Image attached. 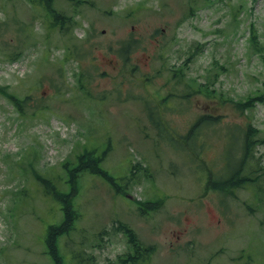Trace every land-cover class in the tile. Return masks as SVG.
<instances>
[{"label":"rangeland","instance_id":"rangeland-1","mask_svg":"<svg viewBox=\"0 0 264 264\" xmlns=\"http://www.w3.org/2000/svg\"><path fill=\"white\" fill-rule=\"evenodd\" d=\"M52 7L62 21L0 0V264H125L128 251L150 254L133 264H264V101L234 106L264 93V0ZM84 151L69 179L62 162ZM68 179L77 218L56 261L45 236L62 205L45 184Z\"/></svg>","mask_w":264,"mask_h":264},{"label":"trees","instance_id":"trees-1","mask_svg":"<svg viewBox=\"0 0 264 264\" xmlns=\"http://www.w3.org/2000/svg\"><path fill=\"white\" fill-rule=\"evenodd\" d=\"M29 1L31 3H37V4H41L42 6H44V8L46 9L45 10L46 13L48 15L52 16L51 19L54 22L56 21V18L61 19V21L63 20V18H64L63 15L60 13H56V11L54 9H52L53 8L52 2L54 0H29ZM54 22H50L51 23L50 25L53 26ZM61 26H62V24H61ZM176 81L179 82V79H177ZM2 92H3V90H2V88H0V93H2ZM11 98H12V103L15 104V106H18L17 103H18L19 99L16 96H11ZM261 101H264L263 90L261 92H259L258 94H254L252 97H249L247 99H242V101H236V103H234V106L238 109H241V110H246V109L249 110V108H251V106L255 102H261ZM206 121H208V116H205V114H203L194 123V127L198 128L202 125V123H204ZM255 132H256V129L253 126H251L250 123H248L246 125V128L244 129V136L245 137H244V142H243V148H246V150H247V154L245 156H248L250 154L253 141L256 139L255 138ZM258 143H260V142L258 141ZM91 155L92 154L87 152V151H84V152L76 155L75 161L73 162L74 164L72 166H70L71 163L69 161H65V162L63 161L62 162V168H64L69 173V175H68L69 179H71V178H74V180L77 179V177L81 175L82 170L89 168L87 163L85 162V159H88L89 157L91 158ZM97 161H99V157L97 158ZM95 171H96V169H95ZM42 177H41V175L36 174V179L40 180L41 182H43V180H44V178H42ZM69 179L66 182H64L65 184H67L69 186L67 191H62V192L59 191L58 192L55 189L56 187L52 182H49V184H45L47 189H48L47 192L52 194V195H55L54 198L58 199L61 202L60 205H62L61 206L62 215H63L62 222L60 224H58V226L57 225H54V226L49 225L48 229H46L47 232H46V236H45V243L48 247V251L56 261L59 258L57 255V247H56V243H55V237L57 234L66 233L72 227L73 222L77 218V214L75 215L74 210L69 209V205L67 204V201L65 199L66 195L68 193H70V190H71V184H70ZM231 186H233V184H231ZM121 227H123L125 229V231L129 234L130 240L134 241V239H133L134 233L131 232V229L124 226V225H122ZM52 246H54L53 251L51 250Z\"/></svg>","mask_w":264,"mask_h":264}]
</instances>
